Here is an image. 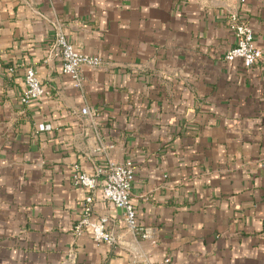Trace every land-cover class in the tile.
I'll return each instance as SVG.
<instances>
[{
  "label": "crops",
  "instance_id": "obj_1",
  "mask_svg": "<svg viewBox=\"0 0 264 264\" xmlns=\"http://www.w3.org/2000/svg\"><path fill=\"white\" fill-rule=\"evenodd\" d=\"M229 11L262 50L251 68L224 58ZM58 23L103 61L80 67L83 98L61 71ZM26 67L48 93L22 105ZM84 103L108 157L77 115ZM107 158L132 161L149 237L128 231L99 189L90 217L106 216L116 241L74 236L87 191L73 168L92 174ZM165 259L264 264V0H0V264Z\"/></svg>",
  "mask_w": 264,
  "mask_h": 264
},
{
  "label": "built area",
  "instance_id": "obj_2",
  "mask_svg": "<svg viewBox=\"0 0 264 264\" xmlns=\"http://www.w3.org/2000/svg\"><path fill=\"white\" fill-rule=\"evenodd\" d=\"M227 25L230 29L235 43L229 48L224 58L226 60L240 59L245 68H251L263 58L262 50L255 44L253 29L246 21L242 20L236 11H229L227 14ZM61 59V71L63 74L69 76L72 86L80 92L83 98V83L84 77L81 73L80 67L87 65L90 68H98L102 65V59L97 56L84 54L77 50L75 46L70 43L62 31L61 24H57L55 45ZM24 89L20 96V103L26 105L32 100L40 98L42 95L48 93L40 83L33 67H26L24 72ZM79 119L83 120L84 125L89 128L93 127L92 131L96 137V152L102 153L106 157L107 150L111 145H106L99 137V133L95 126L96 110L84 103L77 110ZM43 126L40 125V129ZM85 133V132H84ZM87 133V132H86ZM102 176L99 178V176ZM135 176V169L132 161L126 159L124 161H114L107 158V163L102 169L97 172L88 174L74 166L72 181L75 185L86 189L87 194L84 198L82 213L77 222L73 226L74 236L82 234L84 229H91L92 238L95 243L105 242L112 244L116 241V237L106 228L107 217L100 215L96 220L90 217L91 204L94 200V193L97 189L100 190V199L109 202L112 206L121 211L122 217L125 221L126 228L131 233L139 235L141 238L150 236L149 229H139L136 221V209L131 201V187ZM72 250L68 253V260H73ZM168 259L161 263L147 264H165Z\"/></svg>",
  "mask_w": 264,
  "mask_h": 264
}]
</instances>
